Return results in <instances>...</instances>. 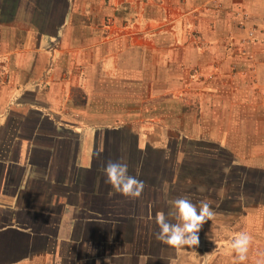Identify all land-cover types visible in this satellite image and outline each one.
Segmentation results:
<instances>
[{"label":"crops","instance_id":"obj_1","mask_svg":"<svg viewBox=\"0 0 264 264\" xmlns=\"http://www.w3.org/2000/svg\"><path fill=\"white\" fill-rule=\"evenodd\" d=\"M206 2L0 0V264H229V255L234 264V232L201 228L199 245L180 250L156 239L155 215L171 209L180 167L156 166L175 174L148 184L127 154L163 163L171 138L157 147L149 134L107 127L125 123L108 113L122 107L124 87L169 73L177 54L156 26L190 24L193 12L201 29L215 27ZM110 160L144 181L140 198L105 182ZM258 236L263 256L246 264L264 258V227Z\"/></svg>","mask_w":264,"mask_h":264},{"label":"rangeland","instance_id":"obj_2","mask_svg":"<svg viewBox=\"0 0 264 264\" xmlns=\"http://www.w3.org/2000/svg\"><path fill=\"white\" fill-rule=\"evenodd\" d=\"M232 1L227 6L226 0H207L205 12L218 19L215 27L201 29L193 12L190 24L156 26V36H169L177 54L169 73L156 70L132 92L124 87L122 107L108 113H120L125 123L107 127L149 134L157 147L166 148L170 137L168 160L157 163L149 156L138 162L130 153L129 164L143 167L141 179L148 184L175 174L156 172V166L180 167L172 200L180 193L198 208L208 203L215 217L202 228L212 236L219 230L223 237L249 232L246 264L263 256L253 242L264 227V0H250L248 7Z\"/></svg>","mask_w":264,"mask_h":264},{"label":"clouds","instance_id":"obj_3","mask_svg":"<svg viewBox=\"0 0 264 264\" xmlns=\"http://www.w3.org/2000/svg\"><path fill=\"white\" fill-rule=\"evenodd\" d=\"M102 171L106 177L105 182L111 185L115 192L132 200L142 196L145 183L129 175L126 162L110 160ZM170 204L171 209L167 214L161 211L155 215V223L159 229L156 239L177 250L198 246L199 232L205 222L214 219V210L205 202H201L198 208L186 196L176 198ZM170 217L175 222H172ZM251 242L252 236L246 232L236 234L230 242V251L235 253L239 264H244L247 260ZM256 264H264V258L257 260Z\"/></svg>","mask_w":264,"mask_h":264}]
</instances>
